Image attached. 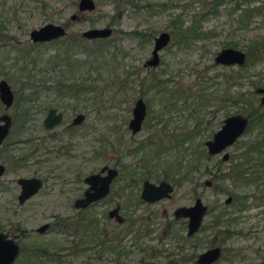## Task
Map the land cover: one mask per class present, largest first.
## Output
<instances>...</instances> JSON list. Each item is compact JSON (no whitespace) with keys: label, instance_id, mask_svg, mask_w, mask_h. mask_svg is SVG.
Returning <instances> with one entry per match:
<instances>
[{"label":"rangeland","instance_id":"1","mask_svg":"<svg viewBox=\"0 0 264 264\" xmlns=\"http://www.w3.org/2000/svg\"><path fill=\"white\" fill-rule=\"evenodd\" d=\"M133 1L134 3L120 5L123 13L117 18L113 17L116 10L113 1L95 0L94 9L85 11L80 20L71 21L72 13L80 14L77 0H0V21L10 22L2 33L12 37L10 40L7 37L0 38V67L5 66L7 70L8 67H14L13 63L16 61V68L11 69L13 79L1 73L0 77L6 76L16 91L20 85L18 78L22 65L21 54L26 52L32 43L29 32L46 22H68L70 34L80 33L90 26H103L109 23L113 28L111 38L121 48L116 61L107 70H101L100 73L97 67L95 70L92 69L91 77L97 78L94 82L97 91L100 90L96 98L87 99L75 111L65 112L67 119L76 111L86 113L85 123L79 126L71 137L73 155L68 156L64 153L59 155L58 159L48 162L50 167H54L52 173H47L49 169L47 162L40 165V162L29 159L25 166L19 167L15 172L8 171L0 177L1 182L10 186L17 175L47 173L50 176L45 179L37 196L25 206L8 211L3 209V204L1 205L3 202L0 201V216L5 217L3 220L0 219V223L5 225L4 230L11 233L10 226L13 222H20L31 229L30 227L41 222L56 220L58 216L61 221L63 217L68 216V227L71 228L73 225L71 220H75V216L78 215V210L72 203L84 189V184L76 179L77 174L81 173L82 177L96 170L100 163L111 161L118 163L122 177L116 179L107 197L93 205L90 214L95 213L102 228L110 230L116 221L108 217L107 212L118 203L127 222L129 217H135L142 223L154 222L153 232L141 235L138 240H135L130 232L124 236V231L120 233V236H123L122 243L128 250V254L123 258L125 264H141L150 259L162 260L164 252L151 257L150 246H154V251L163 247H166L165 251H169L173 247L177 249L182 246L185 248L184 253L194 249L193 252L196 254L211 246L207 243L193 247L189 243L184 246V243H177L169 236L163 235L164 240L158 238L168 217L172 215V209L177 205H189L196 197H200L208 204L213 212L207 213L203 220V225L212 227L198 232L197 238L202 239L204 235L210 234V231L214 232L225 226L229 228L230 235L225 240L220 258L214 264H264V204L256 203L261 194L260 188L264 185L260 183L257 190L256 182L235 181V177L230 173H235V164L244 157L242 152L248 144L260 139L261 129L248 128V121L245 130L236 141L215 154H209L204 144L205 140L211 138L221 127L225 117L235 113L246 116L244 113L246 99L252 100L254 105L264 109V104L259 103L262 93L257 91L258 87L264 86V55L242 65H223L214 62L216 53L223 47L232 46L243 50L247 60L251 44L258 42L264 46V0H220L219 4H216L215 0ZM175 18L182 21L181 28L185 30L192 26L194 21L197 22L202 32L195 36L189 35L185 42L178 43V34L173 25ZM134 30L145 34L141 37L130 35L129 33ZM163 30L170 32V40L159 51L160 64L156 68L143 66L146 58L150 56L154 44L153 37ZM58 45L59 42L41 43L38 50L43 51L45 55L52 54ZM14 47L21 52H14ZM76 48L74 56L84 59L83 50L78 46ZM242 66L244 67L241 68ZM81 68H88V64ZM151 72H160L161 76L170 77L171 81L165 84V89L156 91L150 88L145 91L143 97L145 100L148 98L147 116L142 129L133 134L128 128V121L132 116L135 98L140 92V81L143 77L146 81ZM133 79L135 81H132ZM229 93L233 95L232 101H222V96ZM90 95H93V92H90ZM44 96L37 102L47 100V94ZM51 96L52 94L49 98ZM2 109L0 103V112ZM17 110L18 106L13 105L9 112L13 115ZM44 113L45 111H34L35 119H30L26 123L27 128L22 132L15 131L8 140L15 138L24 140L31 136L37 139L44 136L40 127ZM18 126L19 122H16L15 129ZM66 135L67 133L63 138H66ZM174 140L178 145L168 152V155L158 154L163 145ZM141 143L146 144L137 150ZM200 143H203L207 156H198L199 159L196 157L197 159L193 160L196 165L191 171L193 179L178 183L171 198L149 204L140 199L141 181L133 191L124 188L130 176L129 172L134 167L137 171H142L146 167L145 164L150 167L155 163L156 171L161 173L162 168L168 166L167 160L171 162L174 160L172 158L183 159L182 163L187 165L191 153L196 155L195 150L200 147ZM15 146L22 147L11 150L14 154H19L28 151L29 143L17 142ZM225 151L229 153L227 159L222 158ZM0 161L4 162L2 158ZM223 173L228 174L224 179L221 177ZM260 174H264V171H260ZM208 178L212 181L211 185L204 184V180ZM15 190L13 187L10 193H14ZM132 192L137 195H133ZM234 194L247 195V207L240 209V204L234 203L233 200L225 201L227 196L233 198ZM7 195L6 192L5 196ZM126 203H130L131 206L123 209L122 206ZM221 212L224 213L219 218V225L214 227L213 224L218 218L215 214ZM229 217L232 218L228 221ZM173 227L176 229L178 225ZM58 233L50 231L42 236L31 233L22 239L25 248L13 264H57L55 261L44 263L42 258L31 260L29 250L31 243L35 241L45 242L57 237L61 242L68 243L74 237L64 235L62 231ZM104 254L101 260L94 257L93 250L68 254L62 257L63 261L60 264H107L114 261V252L107 251ZM184 264H195V260Z\"/></svg>","mask_w":264,"mask_h":264},{"label":"flooded vegetation","instance_id":"2","mask_svg":"<svg viewBox=\"0 0 264 264\" xmlns=\"http://www.w3.org/2000/svg\"><path fill=\"white\" fill-rule=\"evenodd\" d=\"M78 2H79V0H77V9H78ZM79 11H80V14H78L77 12H74L70 15L71 21L80 20L82 18V16L84 15L83 13L85 11H90V10H84V11L79 10ZM5 22H6L5 20L0 21V38L7 37L8 40H10V39H12L11 35H7V34L2 33V30L4 31L6 29V27L8 26V24L10 23V22H6V24H5ZM52 23H57V22H52ZM57 24H61L65 28V34L63 36L53 38V39L47 40V41H32L31 39L30 40L33 43H46V42L55 43V42H59V44L61 43V41L62 42L64 41L63 44H65V45L66 44L68 45L72 42L71 50H74V52H73V56H74L75 49H77L75 46L76 44L74 42L80 41L81 39H85L87 41H95V40H99L101 38L112 37L111 36L112 33L108 37H97V38H88V37L83 35V31L85 29L90 28V27H96V26L87 27V28L81 30V32L77 33V34H70L68 32V27H69L68 22L67 23H65V22L64 23H57ZM108 25L111 26V24H108ZM111 28H112V26H111ZM112 32H113V28H112ZM14 48H15V50H13L14 52L20 51V50L16 49V47H14ZM78 48L80 50H82L80 47H78ZM150 56H151V52H150ZM149 57L146 58V60L143 63V66H145V67L149 66V67L156 68L160 64V60H159V63L157 65H149V64H147V60L149 59ZM76 58H78V57H76ZM13 64H15V65H14V67L12 66V68L15 69L16 68L15 67L16 61ZM217 64H222V63H217ZM223 65H226V64H223ZM12 68L8 67V69L5 70V66H2V67H0V73L6 75L8 78H10L12 80L13 79L11 77V74L13 73V72H11ZM6 76L0 77V80L5 79L9 83V85L12 89V92H13V101H12L11 105L8 107V109L5 110L4 104L0 100V103L2 104V108H3L2 111L0 112V115L4 112H7L11 117V119H10L11 123L9 126V131H8L7 135L4 137V139L0 142V158H2L4 160V162L0 161V177L2 175H4L5 173H7L8 171L15 172L19 167L25 166V162L28 161L29 159H34L35 162H40V165H41L42 163L47 162V164H48V162H51L53 160L58 159L60 157L59 155H62L64 153L68 154V156H70V155L72 156L73 155L72 153H74L73 152L74 148H73V143L71 142V137L73 136L75 131L79 128V126H81L82 124L85 123L86 113L82 112V111H76L71 115V117H69L67 119V115L65 112L70 111V110L75 111L87 99L94 100L96 98V94L100 91V90L97 91V86H96V83L94 82V80H97V78L92 79V77L67 76V77L63 78L61 81H56L54 79H47L46 81H43V79L36 77V78L30 79V81H29L31 83L33 92L28 94V92H27L28 89L24 88L25 85H28L27 82H25V78H22L21 76H20V78H18V79H20V82H19L20 85H19V89H17V91H16L12 88V86H11L10 82L7 80ZM144 78L145 77H143L140 81L141 82V86H140V90H139L140 92H139V95L135 98V100H136L137 98L142 97L146 103V113H145L144 118L141 122V129H142L143 122L145 121L146 116H147V112H148L147 111L148 107H147V102H146V101H148V98L146 97V100H145L143 96L145 94V91L147 92L148 89H150V88L156 89L155 87L149 88V84H148L149 81H148V79L146 81H144ZM92 80H93V83H92ZM132 81H135V79H133ZM168 82H170V81H168ZM145 83H147L146 86L144 85ZM162 84H164V85L161 86V88L165 89L166 82L164 80H163ZM18 90H20L21 92ZM90 92H93V95H90ZM27 94H28V96H27ZM46 94L48 97L47 100H44L43 102L41 101V103L37 102L40 100L41 96L45 97L44 95H46ZM51 94H52V96L49 98V95H51ZM13 105H15L16 107L18 106V110L16 113H14L12 115L9 112V109ZM22 107H25L23 116H21V114H20ZM51 110H52V112H50ZM34 111H37V112L45 111L44 115L42 116L41 122H40V127L42 128L41 130L44 133V136H41L37 139L31 136L28 138H24V140H21V138H17V139L15 138L14 140H11V141L8 140L11 136H13L15 134V131H16V133H18V132H22V130L24 131L27 128L26 123L30 119H33V120L35 119V118H33ZM16 122H19V126L17 129H15ZM128 128H129V126H128ZM140 130L136 131L135 133L139 132ZM130 131H131V129H130ZM65 133H67L66 138H63V135ZM17 142L18 143L19 142L29 143V146L27 149L28 151L21 152V153L19 152V154H14L11 150L22 148L21 146L19 148H18V146H15L17 144ZM39 156H41V157L39 158ZM4 157H6V158H4ZM168 159H171V158H168ZM172 159H174V160L171 162H168V160H167L166 163L168 164V166L162 168L161 173H158L156 171L157 168L155 169V167L157 166V164H155V163L153 165H151L150 167H147L148 164H145L146 167L142 171H137V169H135V167H134L133 170H131V172H129L130 176L128 177L127 182L124 184V188H130V190L133 191V188L137 187L139 185V182L141 181V188H140V192H139L140 199L143 202L149 203V204L161 201L163 199L171 198L172 194L174 192L175 186L178 183H181L184 180L193 179L191 171L194 168H196V165L194 164L195 161H193V160H195V158H190L188 160V164L187 165L185 164L186 166L182 163L183 159H176V158H172ZM154 165H156V166H154ZM50 166L51 165L48 164L47 167L49 169L47 168L48 169L47 173L53 172L54 167H50ZM103 166H108V168L113 167V168H116L118 171L117 174L115 176H113L111 178V181L109 182L108 192L103 197H101L95 201L90 202L86 206H83V207L75 206L74 205L75 200L77 198L83 197L86 189L90 186V183L86 181V177L89 176L90 174H95L98 172H100V175H106L107 174V169L101 171V168ZM47 173H45L43 175H39L38 173L30 174V175H17L14 179V183L10 186L1 182V180H0V195H2V194L4 195V196H0V201L3 202V203H1V205L3 204V206H2L3 209L4 210L7 209L8 211H11L12 209L14 210V209H18L22 206H25L28 203V201H30L32 198L37 196V194L41 191V189L45 183V179L50 177ZM120 173H121L120 167L118 166L117 162L107 161V162L100 163V166L96 170L90 171V172L84 174L82 177H81V173L77 174L76 179H78L79 181H81L84 184V189L73 200L72 206L78 210V213H77L78 215L75 216L76 217L75 220H71V223L73 224L71 226V228L68 227V223H69V220H68L69 217L68 216L63 217L62 221L59 219V216H58L56 218V220L41 222L40 224H38L36 226L30 227L31 229H28L26 226H23V224H21L20 222H13V224H11V226H10L12 228L11 233L9 231L4 230L5 225L2 224V222H1L0 223V232L5 233L7 237L13 238L19 244V246H20L19 254L23 251L22 239H24L25 237H27L31 233H34L35 235H38V236H42V234L48 233L50 231H54V233H56V231L59 233L62 231V233L64 235H67V236L73 235L74 236L72 241L69 240V241H71L70 243H69V241H68V243L67 242H61V240H59V238L53 237V238H50L49 241H45V242H40V241L39 242L38 241L32 242L30 250L33 249L34 245H36L38 243H44L46 245L45 250L48 251V253H50V255H54V256L60 255L61 258L68 255V254H79L81 252L93 250L94 255H95L94 257L96 259H99V260H101L102 256L105 255L104 252L109 251V252H114L115 257L113 259L114 260L113 262L107 263V264H118V263L119 264H125L123 262V258H124V256H126L128 254V250L125 248L124 244L122 243L123 236L130 232L131 235H134L135 240H138L141 235L149 234V233L153 232V230H154L153 226L154 225L152 223H154V222H150L149 224L142 223V221H138V219H136L135 217H133V218L129 217V221L127 222L126 217L124 215H122V213H121V205L118 203H116L114 206L110 207L108 212H107L108 217L113 218L116 221L115 226L111 227L110 230H104L102 228L99 220L95 217L94 212H93L94 213L93 215L90 214L91 213L90 211H91V208L93 207V205L95 203L101 201L102 199H104L105 197H107L110 194L116 179L118 177L119 178L122 177V175ZM165 173L168 174L169 177H165ZM31 177L38 178L40 180V186L37 188V190L34 193L30 194L28 197H26L24 200H22L21 199V193H22L23 187H22V183H20L19 179L31 178ZM153 178L158 179V180L154 181V180H152ZM145 180H148V181H150L156 185H158L161 181L168 182L172 186V189L169 191L170 195L169 196H162L161 198L156 199V200H152V201H149V200L142 198L141 192H142L143 183ZM205 180H204L205 185H211L212 181L210 184H206ZM13 187H15L16 190L14 191V193H10V191L13 189ZM6 192L8 193L7 196H5ZM133 195H137V194L134 192ZM195 199H194V201H195ZM231 200H232V198H231ZM194 201H193V203H194ZM193 203H191L189 205L182 204V205L175 206L172 209V215H170L168 217L169 219L167 222H165V224L162 228V231L158 235V238L164 240V236H169L170 238H172L177 243L178 242L184 243V246L186 244L190 243L191 247H193V245H195V246L200 245V244L203 245V243H207V244L211 245V246L207 247L206 249L214 247V246H218V247H220L219 257L215 261L208 263V264H214L221 256V253H222L223 248H224L225 240L229 236L228 235L229 234V228H227L226 231H224V228L223 229H217L214 232L210 231V234L204 235V237L202 239L197 238L198 232L206 230V229H208V227H212V226L203 225V220H204L205 215L207 213H211V214L213 213L212 208L210 209L208 207V204H206L207 209H206V212L203 216L202 222H201L199 228L192 231V232H189V226H188L189 217L188 216H178L177 217L175 215V209L178 206H191ZM130 206H131L130 203H126V204H123L122 208L128 209V207H130ZM114 207H118V212L123 216L122 221L117 220L115 216H109V211ZM164 213L165 214L167 213L166 209L164 210ZM223 213L224 212H221L220 215H219V213L216 214V215H218V219L221 216H223ZM4 218L5 217L0 216L1 220H3ZM219 221H220V219H219ZM219 221H218V224L215 222L213 224V226L214 227L218 226ZM150 224H152V225H150ZM173 225H178V228L175 229V227H173ZM118 227H119V229H118ZM122 231H124V234H123V236H120V233ZM159 243L161 244L162 242L160 241ZM212 244H215V245H212ZM140 247H142V246L140 245ZM183 249H185V248L182 246H179V247H177V249H176V247H173V249H171L169 251H165L166 247H163V248H159L157 251H154V246H150L149 251L151 253L150 254L151 257H155L158 253L164 252V253H162V254H164L163 255L164 258L162 260L150 259L147 261H143L141 264H145V263H149V262H157L159 264H184V263L190 262L192 260H195V264H201V263L197 262V258L199 256V254L206 249L202 250L198 254H196L195 251L193 252L194 249H191L190 252H188V253H184Z\"/></svg>","mask_w":264,"mask_h":264},{"label":"water","instance_id":"3","mask_svg":"<svg viewBox=\"0 0 264 264\" xmlns=\"http://www.w3.org/2000/svg\"><path fill=\"white\" fill-rule=\"evenodd\" d=\"M96 6L95 0H79V10H92ZM112 33V28L109 25L90 27L83 31V35L88 38L108 37ZM65 28L61 24L47 22L38 28L30 30L29 37L32 41H47L53 38L63 36ZM154 44L151 50V56L147 60L149 65H157L160 60L159 51L167 45L170 40L169 31L163 30L154 37ZM246 61V53L243 50L227 46L221 48L214 57L215 63H222L226 65L238 64L242 65ZM261 92L260 105L264 104V86L257 88ZM0 100L4 104L5 110L11 105L13 101V92L9 83L5 79L0 80ZM52 112V110L50 111ZM146 113V103L142 97L134 101L132 108V117L129 119L128 126L133 133L141 129V122ZM11 117L7 112L0 115V142L4 139L9 131ZM46 120V119H45ZM248 117L240 113H235L225 117L221 127L216 130L212 137L205 140L204 144L209 154H215L223 151L227 146L231 145L243 133L247 124ZM228 152H224L223 159H227ZM107 169L106 175H100V172L90 174L86 177V181L90 186L86 189L84 196L77 198L74 202L75 206L83 207L92 201L103 197L109 190V182L111 178L117 174V169L113 167L103 166L101 171ZM22 183L21 199L24 200L30 194L34 193L40 186V180L35 177L19 179ZM206 184H210L211 180L206 179ZM172 186L166 182L161 181L158 185L145 180L141 197L152 201L161 198L162 196H169V191ZM231 200V196H227L226 202ZM207 205L200 197H197L191 206H178L175 209V215L189 217V232L199 228L203 216L206 212ZM109 216H115L117 220L122 221L123 216L118 212V207H114L109 211ZM20 252L19 244L5 233L0 232V264H13ZM220 254V247L214 246L201 252L197 258V262L201 264H208L215 261ZM119 264V263H118ZM145 264H159L157 262H149Z\"/></svg>","mask_w":264,"mask_h":264},{"label":"trees","instance_id":"4","mask_svg":"<svg viewBox=\"0 0 264 264\" xmlns=\"http://www.w3.org/2000/svg\"><path fill=\"white\" fill-rule=\"evenodd\" d=\"M115 4V13L113 14V17L119 18L121 14L123 13V10L121 9L120 5L123 3H134L133 0H111ZM216 4L220 3V0H215ZM215 4V5H216ZM213 9H215L214 6H212ZM181 20L179 18H175L173 20V25L176 29V34H178L177 42L183 43L185 42L186 38L190 36H195L202 32L200 25L197 22H193L192 26H190L188 29L181 28ZM109 24V23H108ZM133 36H142L145 33L139 30H134L129 33ZM64 42V41H63ZM61 43L57 46L56 50L52 54L43 53V51H39L38 48L41 46V43H31L30 48H27L26 52H23L21 55L22 57V65L20 66V76L22 78H25V82H27L28 85H25L24 88H27L28 94L33 92L31 83L29 82L30 79L33 78H40L43 79V81H46L47 79H54L56 81H61L63 78L67 76H78V77H91V73L95 68L97 67L99 69V72L107 70L110 65L116 61L117 57L120 54V47L117 43L113 41V38H101L99 40L95 41H87L85 39H81L80 41L74 42L78 47H80L85 52V58H76L73 56L74 50H71L72 48V42L70 44H63ZM263 44L254 42L251 44L248 48V57L244 64H247L248 61L254 60L262 55L264 46ZM88 64V68L82 69L81 67L83 65ZM245 66V65H244ZM242 66L241 68H243ZM93 69V70H92ZM238 75H240V72H238ZM150 77L147 79L149 81V88L155 87L156 91L162 89L161 86L163 80L167 83L168 81H171L170 77H164L161 76L160 72H151ZM27 94V96H28ZM222 101H232L233 95L232 94H224L222 96ZM207 100V99H206ZM114 101V99H113ZM247 106L245 107V115L249 119V127H258L261 129V135L260 139H255L253 142L249 143L246 149L242 152L244 153V157L239 160L235 165L234 168L235 173H231L232 176H234L235 181H244L245 183L248 182H256L257 183V190H259V184L264 185V174H260V171H264V109L258 108L256 105H254L252 100L246 99ZM24 108H21L20 114L21 116L24 115ZM143 144L141 143L137 150L139 148H142ZM151 144V143H150ZM178 145L177 141H171L168 144L163 145L158 151V154H166L168 155V152L173 150L175 146ZM200 147L198 149L196 148V155H193V152L191 153V158L197 159L198 156H207L206 150L203 147V143L199 144ZM197 157V158H196ZM168 159V158H167ZM199 159V158H198ZM233 170V168H232ZM231 170V171H232ZM227 173V172H226ZM223 173L221 175L222 179L224 177L228 176V174ZM245 173H248L246 176ZM219 174V173H218ZM217 174V176H218ZM234 174V175H233ZM165 177H169L168 174L165 173ZM220 177V176H219ZM261 194L259 197V201L257 200L256 203H263L264 204V186L260 188ZM232 193V192H231ZM247 195H239L234 194L233 195V202L236 204H240V209L247 207ZM238 206V205H236ZM216 215V214H215ZM220 215V214H219ZM218 217V215H216ZM234 217V216H232ZM232 217H229L227 220L231 219ZM219 219H216V223L218 224ZM228 226L224 227V231L227 230ZM230 235V233L228 234ZM23 246V250H24ZM46 245L44 243H38L33 246L32 250H29V255L31 256V260L33 259H44L42 262L46 263V261L52 262L55 261L57 264L62 263V258L60 255L54 256L50 255L48 251L45 250ZM30 262V260H29ZM31 263V262H30Z\"/></svg>","mask_w":264,"mask_h":264}]
</instances>
